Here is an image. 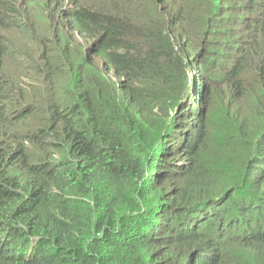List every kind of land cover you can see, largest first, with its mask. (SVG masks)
<instances>
[{
    "label": "trees",
    "instance_id": "obj_1",
    "mask_svg": "<svg viewBox=\"0 0 264 264\" xmlns=\"http://www.w3.org/2000/svg\"><path fill=\"white\" fill-rule=\"evenodd\" d=\"M30 1L0 0V264H264V0Z\"/></svg>",
    "mask_w": 264,
    "mask_h": 264
},
{
    "label": "rangeland",
    "instance_id": "obj_2",
    "mask_svg": "<svg viewBox=\"0 0 264 264\" xmlns=\"http://www.w3.org/2000/svg\"><path fill=\"white\" fill-rule=\"evenodd\" d=\"M49 0H31L29 2L28 5V9H30L31 11H33L35 14H37V16L41 19H43V21L46 23L48 18H49V24L51 25L52 28H56L59 27L61 28V24H60V18L56 19V20H52V18L50 17L49 14H51V10H50V6L48 5ZM64 0H58V3H63ZM69 3L66 1V3H64V5H68ZM58 9V5L56 6ZM49 13V14H48ZM56 15H60L57 14L56 12L53 13ZM228 15H235L238 16V14H228ZM24 18H26L27 20H29V13L28 12H24L23 13ZM63 36V41H62V45L64 44V42H66V49H80V47L83 46V44H86L87 42L82 38L79 37L77 35L73 36L72 33L71 35H67L65 32L64 34H62ZM56 50V49H55ZM193 75H197V71H192L191 72ZM27 81H30L29 78H26ZM233 96L230 95V99L232 100ZM231 100H229L228 98H225L224 94H222L221 92H219L217 90L216 96L214 98L215 101V107L212 109V114H211V127H212V133L214 134H219L220 133V129L224 123V120L227 116L228 113L231 112Z\"/></svg>",
    "mask_w": 264,
    "mask_h": 264
},
{
    "label": "clouds",
    "instance_id": "obj_3",
    "mask_svg": "<svg viewBox=\"0 0 264 264\" xmlns=\"http://www.w3.org/2000/svg\"><path fill=\"white\" fill-rule=\"evenodd\" d=\"M88 48H89V46H88Z\"/></svg>",
    "mask_w": 264,
    "mask_h": 264
}]
</instances>
